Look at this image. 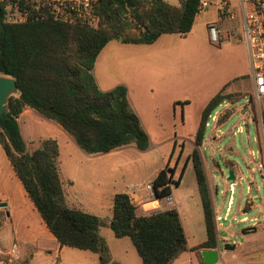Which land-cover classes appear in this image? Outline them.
<instances>
[{
    "label": "trees",
    "instance_id": "1",
    "mask_svg": "<svg viewBox=\"0 0 264 264\" xmlns=\"http://www.w3.org/2000/svg\"><path fill=\"white\" fill-rule=\"evenodd\" d=\"M200 1L182 0L175 6L166 0H100L97 12L101 22L97 29L50 18L8 24L0 10V75L15 77L20 91L9 98L7 112L0 117V144L62 247L96 253L100 264H121L113 259L100 232L101 228L109 227L117 238L131 239L143 264H172L189 250L196 252L205 264L201 250L217 249L214 205L200 148L211 115L226 101L235 102L233 95L226 92L230 83L204 107L195 133L196 147L187 158L180 178L175 180V169L166 165L152 181L159 198L170 196L172 187L179 186L189 162H193L207 240L191 249L176 208L139 215L137 206L125 192L113 197L111 218L71 207L60 175L58 140L46 138L38 148L30 150L17 119L30 107L61 125L87 154H106L130 145L148 150L151 138L129 101L127 86L119 84L103 91L93 69L103 49L112 41L150 45L163 35L186 37L196 22ZM231 115L226 112L219 119L220 124ZM262 118L264 123V112ZM249 207L246 204L245 209ZM226 249L233 246L226 245Z\"/></svg>",
    "mask_w": 264,
    "mask_h": 264
},
{
    "label": "rangeland",
    "instance_id": "2",
    "mask_svg": "<svg viewBox=\"0 0 264 264\" xmlns=\"http://www.w3.org/2000/svg\"><path fill=\"white\" fill-rule=\"evenodd\" d=\"M170 2L179 4L177 0ZM234 14L235 19L223 20L222 27L226 30L236 29L240 34V10L235 9ZM238 38H227L220 45H215L209 38L201 35L195 26L193 32L186 37L178 34L163 35L155 44L150 45L124 44L116 40L110 42L99 61L101 70L107 67L117 73L126 61L143 60L144 66L138 70L137 78L143 79L149 90L138 93L134 102L143 111L141 122L151 138V146L145 151L139 150L135 145L125 146L121 161L117 163L124 164V167L116 174L96 171V177H91L89 171L81 172L80 192H83L85 181L90 178L99 177L104 182L103 186L115 181L122 185L132 181L152 182L156 172L166 165L175 169L176 178L179 179L187 158L196 147L195 133L205 105L224 85L230 83L226 92L233 95L235 102L228 100V104L221 105L215 114L225 110L232 115L222 124L220 121L216 123L210 120L200 151L212 200L219 210L220 221L228 228H219L220 238L228 236L237 243L258 239L260 234L250 238L242 236V228L254 226V222L241 223V220L245 216L249 219L257 217L260 224H264V188L259 192L257 189L264 181L258 158L259 151L264 149V126L260 120L264 112V100L260 104L253 100L250 60L244 41L240 36ZM239 126L242 127V132L238 130ZM38 134L47 136L42 127ZM35 137L30 138L25 133V139L31 148ZM76 147L69 148L67 154L84 163L85 158L79 156L86 152ZM31 148L29 149L33 150ZM67 159L68 156L62 158L64 170L72 168ZM229 162L234 165H229ZM231 170L235 172V179L228 181ZM194 173L191 161L181 180L182 184L174 185L173 198L182 211L191 243L203 240L206 236L201 197ZM231 183H236V200L224 222L231 197ZM248 187L252 189L251 194L248 193ZM258 196L262 198L260 205L244 215L243 207L246 202L251 203ZM163 205L166 206V203L163 202ZM94 213L105 216L109 211L96 209ZM137 213L146 214L142 206H137ZM101 230L116 256L129 251L139 257L130 238H117L109 227ZM253 257L264 264V250L256 251Z\"/></svg>",
    "mask_w": 264,
    "mask_h": 264
},
{
    "label": "crops",
    "instance_id": "3",
    "mask_svg": "<svg viewBox=\"0 0 264 264\" xmlns=\"http://www.w3.org/2000/svg\"><path fill=\"white\" fill-rule=\"evenodd\" d=\"M166 1L170 2L172 0ZM177 1L179 3L178 5H175L174 2L170 3L172 5L179 6L182 0ZM209 1L212 2V6L207 9L202 15L197 17L195 20L196 22L194 23V27L197 26L200 34L207 37V39L209 38V27L213 23H216V21L220 22L222 26V21L225 20H220L216 9V0ZM194 27L191 32H193ZM106 47L99 55L96 61L95 68L93 69V73L98 83V86L103 91H109L119 84L126 85L128 88L127 96L129 97V101L142 121L143 111L137 106V104H135L134 101L138 93H141L145 89L149 90V88L147 87V83L143 82V79L137 78L138 70L140 69V67L142 68L144 66L143 60H128L121 65V67L118 69L119 71H117L116 69L117 73L109 70L110 68L107 67L101 70L99 61ZM17 119L19 121V125L24 139L25 133H28V136L30 138L36 136L35 139L32 140V148L25 139L28 148H31L33 150L38 148V146H40L39 144H41V142L46 138H56L58 140V145H60V175L64 183L66 193L65 197L71 207L82 209L94 215L96 213H94L96 209L100 211L108 210L109 214H105V216L100 214V217L111 218L113 197L118 193H127V189L129 186L135 183H140L137 181H132L128 182V184L124 182V184L122 185V183L118 184L115 181V183H108L106 184V186H103L104 182L101 181L99 177L97 179L90 178L85 181L83 192H80L79 186L80 182L82 181L81 172L89 171L91 173V177H96V171H99L104 174L109 173L110 175L114 173L116 174V172L120 168L124 167V164H117L121 161L120 158H122V152L124 149L121 148L106 154L85 153L79 156L85 158V162L83 163L77 158L67 154L69 148H77V144L74 138L68 132H66L64 128L58 123L52 120H48L47 118L39 114L36 110L30 107H26L20 117ZM41 127L43 128L47 136H42L38 134L39 129H41ZM258 155L259 163L264 164V149L260 150ZM63 156H68L67 161L72 167L70 170L63 169ZM229 165L233 166L234 164ZM158 172L156 173L158 174ZM64 173H66V176H64ZM174 179L178 180L176 178V174L174 176ZM181 184L182 183H180V185ZM263 188L264 181L258 186V192ZM216 191L218 193V188L216 189ZM174 192L175 191L173 186L171 195L173 198ZM248 193H252V189L250 187H248ZM231 197H233V199H231ZM231 197L228 200V206L226 208L224 222L227 221L226 219L229 217L231 207L234 205V200H236L235 196L232 195V193ZM261 200V196H258L251 203L247 201L246 204H250V207L245 209V204V206L243 207L244 215L252 211L255 206H259ZM212 201L214 205L216 226L218 231L217 248L220 249L219 264H261V262L257 258L253 257V254L256 251L264 250V224L261 225L257 217L249 219L248 216H245L241 220V223H247L249 221H252L254 222V226L242 228V236L244 238H250L253 235L260 234L258 239L250 240L246 243L233 242L228 236H224L221 239L219 236V228L223 227L227 230L228 228L225 227L220 221L221 216H219V210L216 209V204L214 203V200ZM254 201L258 202L255 203ZM84 205H86L87 208ZM171 208H176L179 211L180 218L183 223L182 225L184 226V229L187 234L189 249L194 248L207 240L206 229V236L203 240H198L194 243H191L187 233V229L185 227L184 220L182 218V211L178 208L175 199H173V206ZM202 212L204 218L203 205ZM203 222L205 225V218ZM100 232L102 233V230ZM108 245L115 261L120 262L121 264H143V261L139 254V257H137L132 252L123 251L116 256L113 253V249L111 248L109 242ZM226 245L233 246V249H226ZM26 260L30 261L29 264H100L99 255L96 253L86 250L69 248L67 246L62 247L59 244L56 237L52 234V232L49 230L48 226L44 222L38 209L30 199L22 182L18 178L16 172L13 170V166L10 160L8 159L4 148L0 144V264H20L21 262H24ZM172 264H202V262L196 252L189 250L181 254Z\"/></svg>",
    "mask_w": 264,
    "mask_h": 264
},
{
    "label": "built area",
    "instance_id": "4",
    "mask_svg": "<svg viewBox=\"0 0 264 264\" xmlns=\"http://www.w3.org/2000/svg\"><path fill=\"white\" fill-rule=\"evenodd\" d=\"M99 1L0 0V10L3 13L4 22L8 24H23L50 18L68 24L83 23L97 29L101 22L100 15L97 12ZM211 6V1L201 0L196 18ZM237 8L241 13L240 34L236 32V29H224L220 22L216 21L209 27V40L215 45H220L227 38L238 40L240 36V39L244 41L252 70L253 100L260 104L264 100V0H216V9L220 20H234L236 17L234 10ZM223 104H228V101ZM225 114V110L216 114L214 112L210 120L217 123ZM260 120L263 125V118L261 117ZM209 122H207V127L210 125ZM238 130L242 132V127L239 126ZM259 169L261 174L264 175L263 163H259ZM235 186L236 183L230 184L232 195H234ZM127 194L130 201L136 206H142L146 214L171 209L173 206L171 195L164 198L157 196L153 182L135 183L128 187ZM163 202L166 203V206L163 205Z\"/></svg>",
    "mask_w": 264,
    "mask_h": 264
},
{
    "label": "water",
    "instance_id": "5",
    "mask_svg": "<svg viewBox=\"0 0 264 264\" xmlns=\"http://www.w3.org/2000/svg\"><path fill=\"white\" fill-rule=\"evenodd\" d=\"M19 89L15 77L0 75V117H3L7 112V104L11 96L19 95ZM234 171H230L228 181L235 179ZM220 249H204L201 250L205 264H219Z\"/></svg>",
    "mask_w": 264,
    "mask_h": 264
}]
</instances>
